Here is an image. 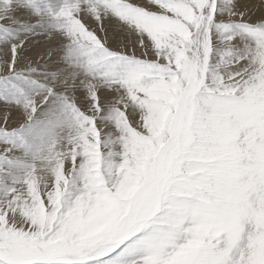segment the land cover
<instances>
[{"label":"rangeland","instance_id":"374dc122","mask_svg":"<svg viewBox=\"0 0 264 264\" xmlns=\"http://www.w3.org/2000/svg\"><path fill=\"white\" fill-rule=\"evenodd\" d=\"M103 3L104 6L110 5L111 8L108 9L106 6L104 10L114 11L113 14L111 12L109 15L110 21L103 19L102 15L91 17L90 15L84 16L80 12V15H77L76 10H103L100 7V4ZM224 3L226 0H114L109 4L102 0H0V60L3 59L0 61L2 64L0 67V90L5 93L12 88V90L16 89L15 91H18L20 95L22 93L24 95L25 92L27 95H25V99L19 101L20 106L18 107H15L17 106L16 101L12 99H7V102L3 103L0 115V167L6 163L9 166L6 170H9L13 163L21 164L20 172L21 174L26 172L25 181L30 183V187H26L27 189L25 188L23 191H20V186H13L15 190L10 188L5 193L8 196L11 195V199L3 200L0 204V221L3 222L0 223V264H140L141 262L144 264H229V259L233 256H236L234 259L236 261L230 264H264V200H258L260 204L258 207L261 209L257 218L251 222L252 234L250 236L254 239L253 243L246 236L235 239L234 235L238 234V231L242 229L241 227L228 228L231 222H235L234 220L237 219L241 210L248 212L249 207L257 205L258 197L264 193V45H260L257 52L254 48L251 50L253 58L248 66L240 67L239 70L231 73L236 76L230 74L227 81L234 85L233 90L230 88L224 92L226 88H222V80L219 79L217 82L216 78L213 79L216 75L212 79L207 76L211 71V64L208 59L211 49L217 46L219 42L223 43L219 39L222 31H218L216 28L218 24L216 16L218 14L223 16L221 12L224 10L223 8H226ZM234 3L236 8L245 3L246 9L241 10L240 8V10L244 11L246 16L251 17L243 25L245 30L235 34L234 37H243L252 43L262 44L260 42L264 39V14L262 18H259L254 14V10H264V0H234ZM12 10L31 11V16H29L32 18V29L25 27L27 21L20 24V26L22 25L21 29L17 28L19 20ZM249 11H253L252 16L248 15ZM118 14L119 16H117ZM162 16H167L169 23L164 22ZM156 19L162 20V24L164 22L166 27L167 24L173 28L177 26L175 24L179 25L177 30L178 41L168 45L169 51L166 56L164 55L166 50L163 51L164 54L157 55L156 52L161 51L162 43H158L160 45L157 46L156 42L152 44V50L149 47L150 43H146L147 50H144L143 47H137L138 55L135 57L132 48L122 50L121 36H123V31L133 32V34L135 32L139 34L135 35V39H140L142 29L137 31V27L144 24L147 27L146 36L154 38L157 30ZM92 21L94 22L92 23ZM112 23L117 24L121 35L118 34V30L115 29L116 26H113ZM146 23L149 25L146 26ZM133 25L136 26L133 27ZM162 26L164 27V25ZM133 28H135L134 31ZM160 36L162 37V34ZM171 36L173 35L171 34ZM124 38H127L126 35ZM118 39H121V42ZM110 41L114 42L113 45ZM164 41L168 42L167 39ZM164 46L166 47L165 44ZM1 54L4 55L1 56ZM57 54H60L58 57L60 62L54 58ZM93 57H96V60ZM92 60H94L93 63ZM235 60L233 57L230 58V61ZM57 63H60L58 64L59 67L63 68H58ZM98 63L102 64L99 65ZM48 64L49 66H47ZM85 65H90V71H88L89 67L83 69ZM139 66H144L146 70L143 74L141 71V78L148 76L154 78L155 83L158 82V84H154V86H158L155 87L154 91H158L159 87L162 88L159 82L165 80L168 83H174V90L182 94L176 103L165 98L168 97L167 95L162 96V102L159 103L155 112V120L153 119L156 127L149 121H144L143 117L131 110L132 105L130 104L136 99L134 95H138L141 85L139 84L135 88L129 82L139 74ZM42 67L44 70L41 69ZM38 69L40 73H38ZM59 69L64 70L59 71ZM85 72L86 74H82ZM237 72H240V76ZM217 74L223 76L224 71H218ZM4 79L10 84L2 87L1 83ZM30 81L32 82L30 83ZM86 81L87 84L84 85ZM14 83H17V86ZM32 84L35 87L29 86V90H27V85ZM211 87L213 88L211 89ZM103 91L110 93V95L107 97ZM210 94L215 98L214 100L211 98V100L216 101L215 107L217 109L222 107L225 110L223 113H219L217 109L213 110L210 107L212 104L210 99L202 100L204 95ZM231 94L236 99L228 100V96L230 97ZM218 96H222V98ZM50 97L52 99L56 97V100H59L58 107L60 109L62 107L61 110L58 108V111L53 106ZM0 99V102L4 101L1 93ZM237 100L240 104L236 102ZM11 103L14 104L9 105ZM63 103L64 106H62ZM230 106L232 107L230 108ZM15 109L18 113L13 119L11 112H14ZM168 112L172 113L168 119L167 130L162 128L160 132L157 129V123ZM210 118L216 120L211 125L210 120L212 122V119ZM220 120L221 122H219ZM197 123L199 124L197 125ZM219 126L225 127L223 130L228 127V133L225 134L227 139L224 134L218 131V129L222 130V127ZM150 130L155 131L150 132ZM109 131L112 132L110 133L111 136L108 135ZM191 131H194L193 134ZM198 131H206L215 135L213 137L210 134L203 144L205 151L203 149V152L200 153L198 150V154L195 155L198 157L195 158L190 156L188 148L193 147L195 142L198 143L193 139L195 138L194 134L196 136ZM165 132L167 133L163 134ZM42 135L49 140H45L43 137L39 140L38 138ZM51 135H55L57 140H51ZM227 136H230L231 140H228ZM31 137L32 139H30ZM131 137H135V139L141 137L148 143L146 144L148 146L146 151L148 152L144 155L149 167L145 171L136 172L135 170L137 176L125 177L131 181L129 183L130 190L128 189L130 192L128 191L127 194L125 182L118 179L112 181L109 178H115V176L117 178L124 171V168L127 171L133 169V165L123 164L124 167L119 165L121 157L122 161L126 163L124 159L131 152L128 144ZM207 141H211V144H208ZM210 145H212L211 148ZM116 150L117 153H115ZM111 154L118 162L116 161L115 165L109 169L111 172H116L115 176L109 175L110 177H108V174L105 173V171L107 172L105 170L107 164H103V162L110 163L109 156ZM238 155L242 156L239 157ZM192 159L193 161H190ZM35 163L36 165H34ZM195 163L197 166L191 165ZM43 166H47L49 172L57 173V178L52 180L51 186L40 184V181L35 178L36 175L28 174V172L34 171L41 172ZM180 169L182 170L180 171ZM183 170L189 172V175L184 174L185 171ZM3 171L0 168V173ZM196 171L205 172L204 174L209 175L213 180L215 178L214 181L225 183L220 187L222 189L230 187L226 192L241 189L244 193L243 201L237 203L233 198L225 201L219 208L220 214L218 215H211L205 210L203 204L207 202L204 199L201 201L200 199L194 200V203H192V199L187 200L188 202L186 200L177 201L174 197V191L170 187L171 181L177 176H182L180 178L184 179L185 176L197 174ZM223 171L245 172L247 174L243 178L241 186L238 187L240 183L235 184L234 179L229 184L225 182ZM1 177L2 174H0V181ZM12 177L10 175L8 179ZM103 179L108 180L105 182ZM31 183L35 185H33L34 188ZM77 183L82 184V189L79 192L75 189ZM106 183L112 192H107ZM169 200L173 202L171 203ZM111 203L112 208L110 206L108 208ZM178 203L179 206L182 204L188 206L182 209L184 213H190L194 209L192 214L197 217L196 221L191 220L190 223L193 224L186 226V230H190L189 236L184 237V241L181 243V239L175 243L173 241L175 237L171 234L174 228L176 231L184 228L176 227L174 220H172V214L175 211L174 205L178 206ZM19 206L24 207L20 208ZM92 206L97 207L99 211H101L102 206L105 207H102L101 217L95 216ZM88 209L93 213L91 219L88 216L92 214ZM24 210L27 216H25ZM73 210L75 213L72 212ZM112 214L113 216H111ZM68 216L72 217L73 220L66 224L63 221L67 220ZM23 218L24 220H21ZM85 219H88L87 222ZM62 222L63 224H61ZM218 222L223 223V230H220V233L216 229ZM157 224L161 225L159 227L162 229V240L158 242L157 239L150 238L152 241L146 242L145 240V243L158 245L160 248L158 254L145 253L146 255H141L142 257L131 261L130 258L134 256L130 253L132 252L130 249L137 244V239L142 235V231L151 226H157ZM8 228L15 231L12 230L11 233ZM196 229H202L206 233V239L212 238L211 244L204 241L194 242ZM189 237L191 238L188 239ZM242 239L244 241L248 239L247 243L244 244ZM232 243L235 244L234 250H231L232 247L229 248ZM250 243H252L251 246ZM176 259L178 260L176 261ZM220 260L223 262L218 263Z\"/></svg>","mask_w":264,"mask_h":264},{"label":"bare ground","instance_id":"6f19581e","mask_svg":"<svg viewBox=\"0 0 264 264\" xmlns=\"http://www.w3.org/2000/svg\"><path fill=\"white\" fill-rule=\"evenodd\" d=\"M77 1V0H76ZM103 2H105V3H107L108 2V4H109V2H113L112 0H102ZM224 2V1H223ZM80 4H81V2H79ZM83 3H84V1H83ZM79 4V5H80ZM87 4V3H86ZM225 4V6H226V8H223L224 10H222V12H221V14H223V16H220L219 14L216 16V18L218 19L217 20V22H218V24L216 25V28H218V31H222L221 32V34H220V41H222L223 43L221 44V42H219V44L217 45V46H215V47H213L212 49H211V53L209 54V56H208V59H209V63L211 64V71L209 72V74L207 75V76H209V78L210 79H212L215 75H216V77H214L213 79H215V80H217V82H218V80L220 79V80H222V83H221V85L223 84V86H222V88L224 89V88H226V91H224V92H227V90H229L230 88H231V90H233L235 87H234V85H232V83H229L228 81H227V79L230 77V74L231 73H233V72H235V71H237V70H239V68L240 67H244V66H248L249 65V62H250V60L253 58L252 57V52H251V50L254 48L255 49V51L257 52V48H259L260 47V45H264V39H262V41L260 42V43H262V44H258L256 41V44L255 43H252V42H250L248 39H246V38H243V37H234V35L235 34H237V33H242L245 29L243 28V25H244V23H246L251 17L250 16H246V14H245V12L244 11H241V10H245L246 9V6H245V3L244 4H241L240 6H238V8H236V5H235V3H234V0H226V3H224ZM249 5V4H248ZM82 6H83V4H82ZM86 6V5H85ZM106 6H108V9H111L110 8V5H105L104 6V3L101 5L100 4V7L103 9V10H76L77 11V15L79 16L80 15V13H83V15L85 16V15H90L91 17L93 16V17H95V16H99V15H102V17H103V19H106V20H109L110 21V16L109 15H111V12H112V14L114 13V11L113 10H104L105 8H106ZM263 6V5H262ZM89 7V6H88ZM64 8V7H63ZM82 8H84V7H82ZM87 8V7H86ZM240 8H241V10H240ZM91 9V8H90ZM264 9V8H263ZM173 10H175V9H173ZM9 11V10H8ZM13 12H14V14L17 16V20H19V22H17L16 20V22H17V24H18V26H17V28H20L21 26H20V24H22V23H24V22H26L27 21V23H26V28L27 29H32V18L30 17L31 15H30V12L31 11H29V10H12ZM41 11V10H40ZM43 11V10H42ZM46 11V10H45ZM75 11V10H74ZM116 11V10H115ZM176 11V10H175ZM180 11V10H179ZM178 11V12H179ZM255 12H254V14L255 15H257V17H259V18H262L263 17V14H264V10H254ZM9 12H11V11H9ZM8 12V13H9ZM44 12V11H43ZM80 12V13H79ZM177 12V11H176ZM181 12V11H180ZM248 12V10L246 11V13ZM3 13V12H2ZM119 13V12H118ZM154 13V12H153ZM5 14H7V13H5ZM70 14V13H69ZM252 14H253V11H249V13H248V15H251L252 16ZM30 15V16H29ZM121 15V14H120ZM10 16V14L8 15V17ZM43 17H46V16H44V15H42ZM117 16H119V14L117 15ZM83 17V16H82ZM115 17H116V14H115ZM114 17V18H115ZM160 17V16H159ZM1 18V17H0ZM14 18H16L15 16H14ZM113 18V19H114ZM161 18H163V21L164 22H166L167 21V23H169V20L167 19V16H162ZM11 19H12V15H11ZM40 19V18H39ZM92 19V18H91ZM113 19L111 20L112 22H113ZM158 19V18H157ZM156 19V21H157V23L155 22V26H156V28H157V30L155 31L156 33H155V35H154V38H148L147 36H146V29H147V27H145V25L144 24H140V26H138L137 27V31L138 30H140V28L142 29V33H140V35H141V37H140V39H135L136 37H135V35L137 34V33H135L134 32V34H133V32L131 33V32H125V31H123V36H121V38H122V50H125L124 48H132L133 50H134V57L136 56V55H138V51L136 50V48L137 47H143V49L144 50H147V46H146V43H150V45H149V47L151 48V50L153 49V47H152V44L154 43V42H156L157 44L158 43H162V48H161V51H159V52H156L157 53V55H161L162 53H163V51H165L166 50V52H165V56H166V54L168 53V51H169V49H168V45L169 44H173L174 42H177L178 41V32H177V30H178V24H175V25H177V26H175L174 28L170 25V24H167V27L165 26V24H164V22H163V24H162V20L160 21V20H157ZM38 20V19H37ZM41 20V19H40ZM46 20V19H45ZM50 20V19H49ZM94 20V19H93ZM97 20V19H96ZM119 20V19H118ZM135 20V19H134ZM133 20V21H134ZM15 21H13V22H15ZM116 21V20H115ZM222 23H221V22ZM9 22H11V21H9ZM36 22V21H35ZM58 22V21H57ZM94 21H92V23H93ZM98 22V21H97ZM176 22V21H175ZM37 23H39V22H37ZM87 23V22H86ZM135 23H137L136 21H135ZM148 23H150L149 21H148ZM178 23V22H177ZM90 24V23H89ZM110 24V23H109ZM113 24V26H116V28L115 29H117L118 31V34L120 33V31H119V28H118V26H117V24H115V23H112ZM131 24H133V23H131ZM12 25V24H11ZM16 25V24H15ZM39 25V24H38ZM49 25V24H48ZM137 25H139V24H137ZM149 24H147L146 23V26H148ZM162 25H164V27L162 26ZM181 25V24H180ZM9 26V25H8ZM14 26V25H13ZM12 26V27H13ZM134 26H136V25H133V27ZM158 26V27H157ZM10 27V26H9ZM89 27V26H88ZM14 28V27H13ZM16 28V27H15ZM4 29V28H3ZM21 29V28H20ZM113 29V28H112ZM114 29V30H115ZM5 30V29H4ZM15 30V29H14ZM37 30H41V29H37ZM36 30V31H37ZM43 30V29H42ZM51 30V29H50ZM135 30V28H133V31ZM95 31V30H94ZM3 32V31H2ZM40 32V31H39ZM105 32V31H104ZM34 33H35V31H34ZM12 34V33H11ZM17 34V33H16ZM27 34V33H26ZM32 34V33H31ZM107 34H109V33H107ZM132 34H133V36H132ZM162 34V37L160 36ZM171 34L173 35V36H171ZM224 36H223V35ZM58 35V34H57ZM119 35H121V34H119ZM125 35H126V37L127 38H124L125 37ZM137 35H139V34H137ZM44 36V35H43ZM46 36V35H45ZM109 36V35H108ZM223 36V38L221 39V37ZM37 37V36H36ZM40 37V36H39ZM47 37V36H46ZM48 37H50V36H48ZM52 37H54V36H52ZM33 39V38H32ZM165 39H167V41L168 42H165L164 40ZM116 40V39H115ZM119 40V39H118ZM119 40V41H120ZM153 40V41H152ZM44 41H45V39H44ZM113 41H114V39H113ZM113 41H110V43L113 45ZM120 41V42H121ZM247 41H249V42H247ZM260 41V40H259ZM116 42V41H115ZM82 43V42H81ZM49 44V43H48ZM120 44V43H119ZM164 44L166 45V47L164 46ZM176 44V43H175ZM117 45V44H116ZM120 45V46H121ZM160 44H158L157 46H159ZM64 46V45H63ZM117 46H119V45H117ZM156 46V47H157ZM173 47V46H172ZM56 49V48H55ZM110 49V48H109ZM6 50V49H5ZM112 50V49H111ZM116 50V49H115ZM58 51V50H57ZM150 51V50H149ZM99 52V51H98ZM181 52V51H180ZM2 53V52H1ZM101 53V52H100ZM124 53V52H123ZM132 53V52H131ZM153 53V52H152ZM90 54V53H89ZM101 54H103V53H101ZM179 54H182V53H179ZM2 55H4V54H1V56ZM86 55V54H85ZM92 55V54H91ZM100 55V54H99ZM129 55V54H128ZM60 56V54H57V55H55L54 56V58L55 59H57V62H60V59H58V57ZM80 56V55H79ZM88 56V55H87ZM107 56V55H106ZM177 57H179V55L177 54ZM235 58L236 60L235 61H230V58ZM68 58V57H67ZM92 58V57H91ZM94 58V57H93ZM122 58V57H121ZM139 58V57H138ZM176 58V57H175ZM174 58V59H175ZM90 59V58H89ZM165 59V58H164ZM257 59V58H256ZM1 60H3V59H1ZM0 60V61H1ZM52 60H54V59H52ZM62 60V59H61ZM66 60V59H65ZM64 60V61H65ZM87 60V59H86ZM91 60V59H90ZM94 60H96V57L94 58ZM94 60H92V63H93V61ZM98 60H99V58H98ZM97 60V61H98ZM136 61V60H135ZM178 61V60H177ZM239 61V62H238ZM34 62V61H33ZM117 62V60L115 61V63ZM132 62V61H131ZM218 62L220 63V65L218 66ZM95 63V62H94ZM103 63V62H102ZM102 63H100V64H102ZM105 63H106V61H105ZM50 64V63H49ZM49 64L47 65V66H49ZM58 64H60V63H57V67L58 68H60L59 66L60 65H58ZM64 64V63H63ZM62 64V65H63ZM66 64H68V63H66ZM99 64V63H98ZM99 64V65H100ZM112 64V63H111ZM251 64V63H250ZM53 65V64H52ZM51 65V66H52ZM69 65V64H68ZM259 65V64H258ZM2 66V64L0 63V67ZM43 66V65H42ZM93 66V65H92ZM147 66V65H146ZM260 66V65H259ZM45 67V66H44ZM88 67H89V69H88ZM119 67V66H118ZM136 67V66H135ZM140 67V70H139V74L137 75V76H135V77H133L132 78V80L130 81V82H132V83H130L129 82V84H132L135 88L140 84L141 85V88H140V91L138 92V95H134V97H136V99L135 100H133L134 102L132 103V104H130V102H129V104L130 105H132L131 107H132V111H135L137 114H139V116H141V117H143L144 118V121H149V123H152L153 125H154V127H156V124L155 123H153V121L155 120L154 119V117H155V112H156V110H157V106L159 105V103H161L162 102V96L163 97H165L166 95L168 96V97H165V98H169V100H171V101H174L175 103L177 102V99L179 100V97L182 95L181 94V92H179V91H176V90H174L175 89V85H174V83H168L167 81H165L164 79V81H162V82H159V84H160V86L162 87V88H158L157 90L158 91H154L155 90V87H158V86H154V84H158V82H154L153 81V79L154 78H151V77H143V78H141V74H143V72H146V70H145V68H144V66H139ZM138 67V68H139ZM148 67V66H147ZM146 67V68H147ZM37 68V67H36ZM47 68V67H46ZM45 68V69H46ZM61 68H63V67H61ZM60 68V69H61ZM72 68V67H71ZM83 68V67H82ZM88 69V71H90V65L88 66V65H85L84 66V68L83 69ZM92 68V67H91ZM94 68V67H93ZM97 68V67H96ZM117 68V67H116ZM261 68H262V66H261ZM31 69V68H30ZM41 69H43L44 70V68L42 67ZM59 69V71H62V70H64V69H62V70H60ZM76 69V68H75ZM208 69V68H207ZM246 69V68H245ZM25 70V69H24ZM24 70H22V71H24ZM35 69H33V71H34ZM92 70V69H91ZM36 71V70H35ZM38 71V73H40V71H39V69L37 70ZM81 71H82V69H81ZM81 71H80V73H81ZM128 71V70H127ZM127 71H126V73H127ZM141 71H142V73H141ZM218 71H224V74H223V76L221 75V76H218V74H217V72ZM257 71V70H256ZM20 72H21V69H20ZM67 72H69V71H67ZM71 72H72V70H71ZM70 72V73H71ZM93 72V71H92ZM254 72V71H253ZM23 73V72H22ZM25 73V72H24ZM38 73H36V74H38ZM125 73V72H124ZM141 73V74H140ZM238 73V72H237ZM240 73V72H239ZM239 73H238V75H239ZM245 73H246V71H245ZM1 74H2V72H1ZM7 74H8V72H7ZM11 74H13V73H11ZM18 74V73H17ZM30 74V73H29ZM35 74V73H34ZM68 74V73H67ZM73 74V73H72ZM82 74H86V72L85 73H82ZM89 74V73H88ZM122 74V73H121ZM3 75V74H2ZM14 75H16L15 73H14ZM66 75V74H65ZM69 75V74H68ZM91 75V74H90ZM95 75V74H94ZM124 75V74H123ZM144 75H145V73H144ZM232 75V74H231ZM234 75V74H233ZM232 75V76H233ZM4 76V75H3ZM32 76V75H31ZM69 76H71V75H69ZM78 76V75H77ZM76 76V77H77ZM81 76V75H80ZM86 76V75H85ZM89 76V75H88ZM122 76V75H121ZM146 76V75H145ZM234 76H236V75H234ZM240 76V75H239ZM16 77V76H15ZM19 77V76H18ZM27 77V76H26ZM33 77V76H32ZM79 77V76H78ZM127 77V76H126ZM2 78V77H1ZM3 78H5V77H3ZM14 78V77H13ZM83 78V77H82ZM85 78H87V76L85 77ZM240 78V77H239ZM15 79V78H14ZM26 79H28V78H26ZM91 79V78H90ZM1 80V79H0ZM17 80V79H16ZM31 80V79H30ZM45 80V79H44ZM47 80V79H46ZM77 80V79H76ZM239 80V79H238ZM242 80V79H241ZM262 80V79H261ZM21 81V80H20ZM174 82H175V80H173ZM225 81V82H224ZM1 82V81H0ZM12 82V81H11ZM16 82V81H15ZM19 82V81H18ZM24 82V81H23ZM32 81H30V83H31ZM123 82V81H122ZM167 82V83H166ZM208 82V81H207ZM241 82V81H240ZM81 83V82H80ZM90 83V82H89ZM88 83V84H89ZM216 83V82H215ZM2 85V87L3 86H8L10 83H8V81H6L5 82V79L3 80V83H1ZM15 84V83H14ZM17 84V83H16ZM15 84V85H16ZM20 84H21V82H20ZM62 84V83H61ZM87 84V81H86V83L84 84V85H86ZM123 84V83H122ZM214 84V83H213ZM242 84V83H241ZM244 84V83H243ZM66 85V84H65ZM205 85V84H204ZM210 85V84H209ZM215 85V84H214ZM218 85V84H217ZM17 86V85H16ZM22 86V85H21ZM29 86H34L33 84L32 85H27V87L26 86H23V87H26L27 88V90H29L28 88H29ZM48 86V85H47ZM120 86V85H119ZM165 86V87H164ZM207 86V85H206ZM213 86V85H212ZM235 86H236V84H235ZM246 86H247V84H246ZM12 87V86H11ZM35 87V86H34ZM205 87V86H204ZM221 87V86H220ZM241 87H242V85H241ZM9 88V87H8ZM7 88V89H8ZM17 88V87H16ZM89 88V87H88ZM100 88V87H99ZM113 88V87H112ZM213 87H211V89H212ZM243 88H245V87H243ZM21 89V88H20ZM25 89V88H24ZM23 89V90H24ZM33 89V88H32ZM35 89V88H34ZM33 89V90H34ZM114 89V88H113ZM177 89V88H176ZM210 89V88H209ZM217 89V88H216ZM251 89H253V88H251ZM16 90V89H15ZM15 90H12V88H10V90L9 91H7V92H1V90H0V93H1V95L4 97V101L3 102H0V115H1V112H2V107H3V103L6 101L7 102V99H12V100H14V101H16V104H17V106H15V107H18V106H20L19 105V101L20 100H22L23 98L25 99V95H26V92L24 93V95H23V93L20 95L19 94V92L18 91H15ZM90 90V89H89ZM118 90V89H117ZM116 90V91H117ZM135 91H137L136 89H134ZM178 90V89H177ZM214 90H215V88H214ZM245 90V89H244ZM243 90V91H244ZM3 91V90H2ZM32 91V90H31ZM69 91V90H68ZM121 91V90H120ZM104 92V91H103ZM223 92V91H222ZM242 92V91H241ZM105 93V92H104ZM118 93V92H117ZM239 93V92H238ZM27 94H28V92H27ZM31 94V93H30ZM105 94H107V97L110 95V93H105ZM116 94V93H115ZM181 94V95H180ZM228 94V93H227ZM239 94H241V93H239ZM234 95H236V93H234ZM238 95V94H237ZM27 96V95H26ZM111 96L113 97V95L111 94ZM208 96V97H207ZM207 96H203L202 97V100H211V98H213V100L215 99L214 98V96L212 95V94H210V95H207ZM198 97V96H197ZM219 98H222V96H218ZM235 96H233L232 94H231V96L229 97L228 96V100H234V99H236V98H234ZM30 98V100H31V97H29ZM51 98V97H50ZM34 99H35V97H34ZM52 99V98H51ZM201 99V98H200ZM1 100V99H0ZM48 100V99H47ZM118 100H119V98H118ZM117 100V101H118ZM201 100V101H202ZM206 100V101H207ZM213 100H211L212 101V104H210V107H212L213 108V110L214 109H217L216 107H215V104H216V101H213ZM8 101H10V100H8ZM27 101V100H26ZM48 102V101H47ZM51 102L53 103V106H55L57 109L59 108L58 107V104L60 103L59 102V100L57 101L56 100V97H53V99L51 100ZM63 102V101H62ZM236 102H238V100L236 101ZM15 103V102H14ZM14 103H11V104H9V105H13ZM21 103V102H20ZM113 103V102H112ZM198 103H200V102H198ZM222 103V102H221ZM239 103V102H238ZM1 104H2V106H1ZM8 104V103H7ZM24 104V103H23ZM114 104V103H113ZM127 104H128V102H127ZM197 104V103H196ZM195 104V105H196ZM202 104V103H201ZM220 104V103H219ZM240 104V103H239ZM242 104V103H241ZM245 104V103H244ZM25 105H26V102H25ZM27 105H29V104H27ZM46 105V104H45ZM49 105H51V103H49ZM65 104L63 103V105L62 106H64ZM162 105V104H161ZM170 105H171V103H170ZM177 105V104H176ZM234 105V104H233ZM237 105V104H236ZM21 106H23V105H21ZM53 106H51V107H53ZM175 106V105H174ZM217 107H218V105H216ZM235 106V105H234ZM7 107V106H6ZM161 107V106H160ZM196 107V106H195ZM232 106H230V108H231ZM130 108V107H129ZM13 109V108H12ZM51 109V108H50ZM60 109V108H59ZM59 109H58V111H59ZM61 109H62V107H61ZM60 109V110H61ZM241 109V108H240ZM41 110V109H40ZM54 110H56L55 108H54ZM170 110V109H169ZM209 110V109H208ZM218 111H219V113H223L225 110L222 108V107H219L218 109H217ZM39 111V110H38ZM57 111V112H58ZM106 111V110H105ZM199 111V110H198ZM198 111H197V113H198ZM203 111V110H202ZM210 111V110H209ZM229 111H230V109H229ZM241 111V110H240ZM52 112L54 113V111L52 110ZM163 112V111H162ZM236 112H238V111H236ZM17 113H18V111H16V109H15V111L14 112H11V116L13 117V119L15 118V116L17 115ZM49 113V112H48ZM52 113V114H53ZM109 114H110V112H108ZM169 113V112H168ZM167 113V114H168ZM170 113H172V112H170ZM170 113L167 115V114H165V117H161V119H160V122L159 123H157V129H159V131L161 132L162 131V128H163V130H167L166 128H167V126H168V119H169V116H170ZM203 114H204V112H202ZM216 113V112H215ZM6 114V113H5ZM59 115V114H58ZM105 115V114H104ZM108 115V114H107ZM167 115V116H166ZM195 115H196V113H195ZM209 115V114H208ZM207 115V116H208ZM215 115V114H214ZM218 115V114H217ZM235 115V114H234ZM221 116V115H220ZM231 116V115H230ZM233 116V115H232ZM18 117V116H17ZM227 117V116H226ZM243 117V116H242ZM245 117V116H244ZM1 118H3V117H1ZM57 118V117H56ZM60 118V117H59ZM109 118V117H108ZM196 118V117H195ZM202 118V117H201ZM205 118V117H204ZM218 118V117H217ZM230 118H232V117H230ZM229 118V119H230ZM8 119V118H7ZM52 119V118H51ZM154 119V120H153ZM158 119V118H157ZM156 119V120H157ZM210 119H212V122H211V120H210V125H211V123H213V121L215 120V118H210ZM219 119V118H218ZM11 120V119H10ZM54 120V119H53ZM195 120V119H194ZM236 120V119H235ZM244 120V119H243ZM159 121V120H158ZM157 121V122H158ZM202 121V120H201ZM216 121V120H215ZM232 121V120H231ZM230 121V122H231ZM46 122V121H45ZM155 122V121H154ZM192 122V121H191ZM219 122H221V120L219 121ZM237 122V121H236ZM235 122V123H236ZM130 123V122H129ZM134 123V122H133ZM147 123V122H146ZM201 123V122H200ZM216 123V122H215ZM218 123V122H217ZM225 123H226V121H225ZM0 124H1V122H0ZM107 124L109 125V123H108V120H107ZM140 124V123H139ZM199 123H197V125H198ZM204 124V123H203ZM233 124H234V122H233ZM233 124H231V125H233ZM31 125V124H30ZM86 125V124H85ZM111 125V124H110ZM195 125V124H194ZM209 125V126H210ZM4 126H6V125H4ZM9 126V125H8ZM137 126V125H136ZM143 126H144V124H143ZM150 126V125H149ZM190 126H192V125H190ZM190 126H189V128H190ZM200 126V125H199ZM199 126H198V128H199ZM209 126H208V128H209ZM229 126V125H228ZM2 127V126H1ZM23 127V126H22ZM129 127V126H128ZM146 127V126H145ZM151 127V126H150ZM149 127V128H150ZM194 127V126H193ZM196 127V126H195ZM204 127V126H203ZM207 127V126H206ZM205 127V128H206ZM219 127H222V126H219ZM227 127V126H226ZM3 128V127H2ZM13 128V127H12ZM86 128V127H85ZM125 128H127V127H125ZM136 128V127H135ZM147 128V127H146ZM197 128V127H196ZM202 128V127H201ZM200 128V129H201ZM130 129V128H129ZM142 129V128H141ZM148 129V128H147ZM191 129H193V128H191ZM190 129V130H191ZM210 129V128H209ZM223 129H225V127H222V130L221 129H218V131L220 132V133H222V134H224V136H225V138H226V132L228 133V131H227V129H228V127H227V129L226 130H223ZM245 129V128H244ZM17 130V129H16ZM194 130V129H193ZM203 130V129H202ZM211 130V129H210ZM0 131H1V129H0ZM23 131V130H22ZM27 131V130H26ZM112 131V130H111ZM147 131V130H146ZM146 131H144V132H146ZM152 130H150V132H151ZM153 131H155V130H153ZM152 131V132H153ZM200 131V130H199ZM195 132L197 135L195 136V134H194V137L195 138H193L194 140H196L198 143H196L195 142V144H194V146L193 147H190V148H188L189 150H190V152H189V154H190V156L191 157H195V155H197L198 154V150H200L199 152L200 153H202L203 152V149H204V146H203V144L206 142V139L207 138H209V136H210V134L208 133V132H206V131H203V132ZM212 131H214L215 132V130H212ZM211 131V132H212ZM216 131H217V129H216ZM231 131V130H230ZM29 132V131H28ZM133 132V131H132ZM159 132V133H160ZM188 132H190V131H188ZM192 132V131H191ZM194 132V131H193ZM193 132H192V134H193ZM214 132H212V133H214ZM232 132V131H231ZM25 133V132H24ZM110 133H112V132H110L109 131V134L108 135H110ZM146 133H148V132H146ZM167 132H165V133H163V134H166ZM220 133H218V134H220ZM233 133V132H232ZM1 134V133H0ZM5 134H6V131H5ZM115 134V133H114ZM140 134V133H139ZM144 134V133H143ZM142 134V135H143ZM191 134V135H192ZM222 134H220V135H222ZM12 135H13V133H12ZM16 135V134H15ZM32 135V134H31ZM86 135V134H85ZM132 135V134H131ZM160 135V134H159ZM215 135V134H214ZM214 135L213 134H211V136H213L214 137ZM217 135V134H216ZM229 135H230V133H229ZM45 136V135H44ZM111 136V135H110ZM193 136V135H192ZM198 136V137H197ZM223 136V137H224ZM252 136V135H251ZM9 137V136H8ZM29 137H30V135H29ZM43 137V135L40 137V138H38L39 140L41 139ZM59 137V136H58ZM146 137V136H145ZM157 137V136H156ZM228 137V136H227ZM230 137V136H229ZM228 137V140L230 139L231 140V137L229 138ZM10 138V137H9ZM13 138H15V137H13ZM21 138V137H20ZM43 138H45V137H43ZM51 140H53V141H55V140H57L56 138L57 137H55V135H51ZM60 138V137H59ZM108 138V137H107ZM158 138V137H157ZM11 139H12V136H11ZM18 139V138H17ZM30 139H32V137L30 138ZM192 139V138H191ZM203 139V140H202ZM212 139V138H211ZM227 139V138H226ZM15 140V139H14ZM37 140V139H36ZM45 140H49L48 138L46 139L45 138ZM44 140V141H45ZM61 140V139H60ZM109 140H110V138H109ZM157 140V139H156ZM12 141H13V139H12ZM19 141V140H18ZM112 141H114V139H112ZM116 141V140H115ZM150 141V140H149ZM152 142L154 141V140H151ZM219 141V140H218ZM217 141V142H218ZM191 142H193V141H191ZM11 143V142H10ZM13 143V142H12ZM18 143V142H17ZM20 143V142H19ZM22 143V142H21ZM37 143V142H36ZM207 143L208 144H211V141L209 142V141H207ZM230 143V142H229ZM100 144V143H99ZM127 144V143H126ZM125 144V145H126ZM128 144L130 145L129 147V149H130V151L131 152H129L128 154L129 155H127V157L124 159L125 161H126V163L124 162V161H122V157H121V163H119V165L121 164V166H123L124 167V165L123 164H127L128 166L129 165H133V169H131V170H128L127 171V169H125L124 168V171L123 172H121V175L120 176H117V178H116V176H115V174H116V172H111V171H109V169H110V167L112 166H114L115 164V162L117 161L116 159H114L112 156V154L109 156V159H110V163L109 162H107V163H104L103 162V164H107V167H106V169L105 170H107V172L105 171V173L106 174H108V177H110V176H115V178H109V180L111 179L112 181L115 179H118L119 181H121V182H125L126 184L124 185V186H126V189H125V191H126V193L128 194L130 191V184L129 183H131V181H129L128 179H126L125 177L126 176H128V177H130V176H132V175H136L137 173V171H145V170H148V167L149 166H147L148 165V162H147V159H146V157H145V153L147 154V152L148 151H146L147 150V147L148 146H146V144H148V143H146V140L145 139H143V138H141V137H139V139H135V137H131V139L129 140V142H128ZM149 144H150V142H149ZM212 144H213V142H212ZM231 144V143H230ZM36 145V144H35ZM113 145V144H112ZM111 145V147H113ZM117 145V144H116ZM115 145V146H116ZM223 145V144H222ZM68 146V145H67ZM106 146V145H105ZM211 146L212 145H210V148H211ZM208 147V146H207ZM213 147H215V146H213ZM2 148V147H1ZM114 148V147H113ZM185 148V147H184ZM217 148V147H216ZM36 149V148H35ZM83 149V148H82ZM115 149H117L116 147H115ZM114 149V150H115ZM3 150V149H2ZM19 150H20V148H19ZM18 150V151H19ZM118 150V149H117ZM117 150L115 151V153H117ZM213 150V149H212ZM35 151V150H34ZM75 151V150H74ZM77 151V150H76ZM113 151V150H112ZM183 151V150H182ZM204 151H205V149H204ZM214 151L216 152V150H215V148H214ZM241 151V150H240ZM13 152H16V150L14 151L13 150ZM12 152V153H13ZM114 152V151H113ZM212 152V151H211ZM214 152V153H215ZM213 153V152H212ZM217 153V152H216ZM242 153V152H241ZM16 154V153H15ZM37 154V153H36ZM127 154V153H126ZM237 154V153H236ZM203 155V154H202ZM212 155V154H211ZM204 156V155H203ZM206 156V155H205ZM214 156V155H213ZM239 156V155H238ZM237 156V157H238ZM242 156V155H241ZM241 156H239V157H241ZM196 157H198V156H196ZM195 157V158H196ZM201 157V156H200ZM209 157V156H208ZM238 157V158H239ZM187 158V157H186ZM17 159V158H16ZM24 159V158H23ZM105 159V158H104ZM189 159V158H188ZM199 159V158H198ZM201 159V158H200ZM209 159V158H208ZM107 160H108V157H107ZM184 160V159H183ZM195 160V159H194ZM235 160V159H234ZM237 160V159H236ZM190 161H193V159L192 160H190ZM198 161V160H197ZM20 162L22 163V161L20 160ZM19 162V163H20ZM118 162V161H117ZM134 162V163H133ZM147 162V163H146ZM10 163V162H9ZM193 163V162H192ZM203 163H206V162H203ZM203 163H202V165H203ZM49 164V163H48ZM190 164V163H189ZM34 165H36V163L34 164ZM181 165V164H180ZM182 165H183V163H182ZM191 165H194V166H197V164L195 163V164H191ZM48 166V165H47ZM47 166H43V167H41V172H37V171H34V172H28V174H30V175H36L35 176V178H36V180H39L40 181V184L42 183V184H49V186H51V184H52V180L53 179H55L56 180V178H57V176H56V172H49V170H48V168H47ZM204 166H205V164H204ZM8 167L9 166H7V164L6 163H4L3 165H2V167H0L1 169H3L4 171H3V173H0V174H2V177H1V181H0V204H2L1 202H3V200H7V199H11V195L10 196H8V195H6V193L5 192H7V191H9V189L10 188H12L13 190H15V188H13V186H20V191H23V190H25V188L26 187H30V183H27L26 181H25V177H26V172H24V174H23V172H22V174H21V172H20V170L22 169V165L21 164H14L13 163V165H11V167H10V171L9 170H6V169H8ZM182 167V166H181ZM238 167V166H237ZM186 168V167H185ZM184 168V169H185ZM32 169H34V168H32ZM36 169V168H35ZM189 169H190V167H189ZM199 169V168H198ZM212 169V168H211ZM248 169V168H247ZM135 170H136V172H135ZM182 169H180V171H181ZM187 170V169H186ZM205 170V169H204ZM210 170V169H209ZM76 171V170H75ZM114 171V170H113ZM132 171H133V173H132ZM179 171V172H180ZM183 171H185V170H183ZM234 171V170H233ZM74 172V171H73ZM77 172H79V171H77ZM196 172H198L197 174H191L190 176H185V178L183 179V178H180V177H182V176H177V178H175L174 180H172L171 181V183H170V187L173 189V191H174V197H175V199L177 200V201H182L183 202V200H189V199H192V203H194L196 200H199L200 199V201L201 200H205V202H207V203H205V204H203V207L205 208V210L208 212V213H210L211 215H218V214H220V210H219V208L223 205V203L225 202V201H227V200H229V199H231V198H233L234 199V201L235 202H237V203H241L242 201H243V198H244V193H243V191L241 190V189H239V190H236V191H231V192H226V190H228L230 187H226L225 189H222L221 187H220V185H224L225 183H219V182H217V180L216 181H214L215 180V178H214V180H213V178L212 177H210L209 175H207V174H204V173H202V172H200L199 173V171H196ZM210 172V171H209ZM224 172V171H223ZM55 173V174H54ZM80 173V172H79ZM78 173V174H79ZM94 173V172H93ZM145 173V172H144ZM143 173V174H144ZM183 173V172H182ZM191 173V172H190ZM192 173H194V172H192ZM218 173V172H217ZM27 174V175H28ZM83 174H85L84 172H83ZM92 174V173H91ZM184 174H187V175H189V172H187V171H185L184 172ZM215 174V173H214ZM246 174L247 173H245V172H224V180H225V182L227 183V184H229V183H231V181H232V179H234L235 180V184L237 183V182H239L240 184H239V186L238 187H240L241 186V184H242V181H243V178L246 176ZM10 175H12L13 177L11 178V179H8V178H10ZM29 175V176H30ZM77 175V174H76ZM86 175V174H85ZM110 175V176H109ZM217 175V174H216ZM83 176V175H82ZM137 176V175H136ZM218 176H220V175H218ZM79 177V176H78ZM94 177V176H93ZM107 177V178H108ZM184 177V176H183ZM74 178H75V176H74ZM106 178V177H105ZM104 178V179H105ZM23 179V180H22ZM81 179V178H80ZM100 179V178H99ZM102 179V178H101ZM103 179V180H104ZM138 179V178H137ZM22 180V181H21ZM108 180V179H107ZM107 180H104L105 182L107 181ZM117 180V181H118ZM23 181H25V182H23ZM28 181H29V177H28ZM75 181V180H74ZM101 181V180H100ZM86 182V181H85ZM32 184V183H31ZM140 184V183H139ZM34 184H32V187L34 188V186H33ZM91 185V184H90ZM115 185V184H114ZM120 185V184H119ZM4 187H6V188H4ZM42 187V186H41ZM104 187V186H103ZM112 187V186H111ZM116 187H117V184H116ZM123 187V186H122ZM100 188V187H99ZM8 189V190H7ZM27 189V188H26ZM31 190H32V188H30ZM38 189V188H37ZM46 189V188H45ZM75 189H77L78 190V192H79V190L80 189H82V184H80V183H77L76 184V187H75ZM105 189H108V187H107V183L105 184ZM121 189V188H120ZM129 189V190H128ZM186 189H188V190H186ZM40 190H42V189H40ZM90 190V189H89ZM97 190H98V188H97ZM96 190V191H97ZM100 190H101V188H100ZM119 190V189H118ZM33 191V190H32ZM45 191V190H44ZM86 191V190H85ZM91 191V190H90ZM129 191V192H128ZM92 192V191H91ZM101 192V191H100ZM107 192H112V189H108L107 190ZM121 192H122V190H121ZM32 193V192H31ZM55 193V192H54ZM62 193V192H61ZM76 193H77V191H76ZM9 194H11V193H9ZM70 194V193H69ZM79 194V193H78ZM99 194V193H98ZM110 194V193H109ZM113 194L115 195V193H114V190H113ZM111 195V194H110ZM67 196V195H66ZM74 196V195H73ZM88 197H89V195H88ZM36 198V197H35ZM90 198V197H89ZM109 198H110V196H109ZM32 199H34V198H32ZM260 199H263L264 200V193L262 194V195H260L259 197H258V199H257V205H255V206H252V207H249V211L247 212V211H243V210H241V212L238 214V216H237V219L236 220H234L235 222H231L230 224H229V226H228V228H232V227H241L242 229H240L239 231H238V234H236V235H234V237H235V239H239V238H241V237H243V236H246V237H249L250 239H249V241L250 242H252L253 243V238H252V236H250L251 234H252V227H251V222L255 219V218H257V215H258V213H259V210L261 209V207H258V205H260L259 204V201H260ZM70 200V199H69ZM91 200V199H90ZM97 200V199H96ZM114 200V199H113ZM195 200V201H194ZM259 200V201H258ZM101 201V200H100ZM22 202H23V200H22ZM37 202V201H36ZM112 202V201H111ZM115 202V201H114ZM116 202H117V199H116ZM169 202H173L172 200H169ZM188 202V201H187ZM199 202V201H198ZM197 202V203H198ZM8 204H10L9 202H7ZM88 203H90V202H88ZM92 203V202H91ZM95 203V202H94ZM107 203V202H106ZM109 203V202H108ZM175 203V202H174ZM192 203H190V204H192ZM200 203V202H199ZM7 204V205H8ZM99 204V203H98ZM102 204V203H101ZM103 204H104V202H103ZM167 204V203H166ZM201 204V203H200ZM261 204H263V203H261ZM20 205V204H19ZM107 205V204H106ZM115 205H117L116 203H115ZM170 205H172V204H170ZM211 205V206H210ZM18 206V205H17ZM57 206V205H56ZM101 206V205H100ZM99 206V207H100ZM109 206L112 208V203L110 204V205H108V208H109ZM175 206V211H173V214H172V220H174V224H175V226L176 227H179V228H182V227H184L183 229H181V230H178V231H176L175 230V228H174V230H172V232H171V234H172V236H174L175 238H174V240L173 241H175V243H177L178 242V240L179 239H181L182 241H180V243L181 242H183L184 241V237H188L189 235H188V233L190 232V230H186V226H188L189 224L191 225V224H193V223H190L191 222V220H197V217L194 215V214H192V213H194V209H192V211L190 212V213H187V212H183L182 211V209L183 208H185V207H188L186 204L184 205V204H182L181 206H184V207H181V206H179V203H178V206H176V205H174ZM173 206V207H174ZM10 207V206H9ZM12 208H13V206H11ZM20 207V206H19ZM24 206H22V207H20V208H23ZM84 207V206H83ZM88 207V206H87ZM86 207V208H87ZM93 207V206H92ZM91 207V208H92ZM103 207V206H102ZM102 207L100 208L101 209V211H99V209L96 207V208H94V214H95V216L97 217H101L102 216V214L101 213H103L102 212ZM107 207V206H106ZM114 207V206H113ZM116 207V206H115ZM119 207V206H118ZM240 207V206H239ZM103 208H105V207H103ZM124 208V207H123ZM90 209V208H89ZM88 209V210H89ZM118 209H120V208H118ZM16 210V209H15ZM22 210V209H21ZM111 210V209H110ZM171 210H173V209H171ZM263 210V209H262ZM1 211V210H0ZM104 211V210H103ZM107 211V210H106ZM112 211V210H111ZM110 211V212H111ZM113 211H114V209H113ZM264 211V210H263ZM31 212V211H30ZM72 212H74V210L72 211ZM89 212L92 214V215H86V216H88L89 218L91 217V216H93V213H92V211L91 210H89ZM116 212V211H115ZM182 212V213H181ZM1 213V212H0ZM23 213V212H22ZM24 213H25V210H24ZM75 213V212H74ZM88 213V212H87ZM26 214V213H25ZM84 214H86V213H84ZM110 214V213H109ZM4 215V214H3ZM20 215H21V213H20ZM31 215V214H30ZM74 215V214H73ZM72 215V216H73ZM80 215V214H79ZM83 215V214H82ZM105 215H108V214H106L105 213ZM25 216H27V214L25 215ZM85 216V215H84ZM83 216V217H84ZM111 216H113V214L111 215ZM44 217V216H43ZM43 217H41V218H43ZM62 217V216H61ZM61 217H59V218H61ZM87 217V218H88ZM117 217V216H116ZM7 218V217H6ZM110 218V217H109ZM62 219V218H61ZM66 219V218H65ZM84 219V218H83ZM91 219V218H90ZM93 219H94V217H93ZM102 219V218H101ZM169 219V218H168ZM21 220H24V218L23 219H21ZM60 220V219H59ZM73 219H72V217H70V216H68V219L67 220H65V221H63L64 223H70L71 221H72ZM86 220V219H85ZM88 220V219H87ZM87 220L85 221V222H87ZM98 220V219H97ZM186 220V221H185ZM61 221V220H60ZM70 221V222H69ZM81 221H82V219H81ZM84 221V220H83ZM109 221V220H108ZM111 221V220H110ZM163 221V220H162ZM2 221H0V223H1ZM22 222V221H21ZM63 222L61 223V224H63ZM89 222V221H88ZM3 223V222H2ZM5 223H6V221H5ZM8 223H11V222H8ZM18 223V222H17ZM13 224V223H12ZM11 224V225H12ZM24 224V223H23ZM56 224V223H55ZM60 224V223H59ZM73 224V223H72ZM256 224V223H255ZM2 226V225H1ZM5 226V225H4ZM8 226V225H7ZM159 226H161L160 224L158 225L157 224V226H151V227H149V228H146V229H144L143 231H142V235L141 236H139V238L137 239V244L136 245H134V247L132 248V249H130V250H132V252H130L134 257H132V258H130V260L132 261V260H136L137 258H139L141 255L142 256H144V255H146L145 253H156V254H158V252H159V250H160V248H159V246L158 245H156V244H154V243H145V240H146V242H148V241H152L150 238H153V239H157V241L159 242V241H161L162 240V229H161V227H159ZM59 228V227H58ZM227 228V229H228ZM255 228V227H254ZM257 228V227H256ZM255 228V229H256ZM2 229H4V228H2ZM6 229V228H5ZM65 229V228H64ZM85 229V228H84ZM216 229H217V231H218V233H220V230H223V223H221V222H218L217 224H216ZM9 230H11L10 232L12 233V230H14V229H11V228H8V231ZM74 230V229H73ZM15 231V230H14ZM46 231V230H45ZM62 231V230H61ZM226 231V230H225ZM225 231L223 232V234L225 233ZM256 231V230H255ZM25 233V232H24ZM70 233V232H69ZM18 234V233H17ZM52 234V233H51ZM65 234V233H64ZM194 234H195V238H196V240L194 241V242H197L198 243V241L199 242H206V243H208V244H211L210 242L211 241H213V239L211 238V239H206L205 238V236H206V233L202 230V229H196L195 230V232H194ZM222 234V235H223ZM171 236V237H172ZM20 237V236H19ZM220 237V236H219ZM191 237H189L188 239H190ZM172 239H173V237H172ZM78 241V240H77ZM247 241H248V239H245V241H244V239H242V242L244 243V244H246L247 243ZM256 241V240H255ZM252 243H250L249 245L251 246V244ZM191 245V244H190ZM233 245V246H232ZM154 246H155V248H154ZM242 246V245H241ZM128 247H129V245H128ZM161 247V246H160ZM172 247V246H171ZM231 247H232V249H231ZM40 248V247H39ZM184 248V247H183ZM224 248V247H223ZM229 248L231 249V250H234L235 249V244L234 243H232L230 246H229ZM147 249V250H146ZM171 249V248H170ZM219 251H221L219 248H217ZM149 250H151V251H149ZM187 250V249H186ZM162 251V250H161ZM185 251V250H184ZM186 252V251H185ZM126 253V252H125ZM129 253V252H128ZM124 254V253H123ZM176 254V253H175ZM116 256V255H115ZM126 256H127V254H126ZM129 256V255H128ZM141 256V257H142ZM124 258V257H123ZM231 259H229L230 260V263H235V261H234V259L236 258V256L234 257H230ZM178 259H176V261H177ZM216 260H217V258H216ZM123 261V260H122ZM175 261V262H176ZM125 262V261H124ZM123 262V263H124ZM220 262H223L222 260H220V261H218V263H220ZM151 263V262H150ZM229 263V262H228ZM229 263V264H230ZM135 264H139V263H135ZM140 264H144V263H140Z\"/></svg>","mask_w":264,"mask_h":264}]
</instances>
